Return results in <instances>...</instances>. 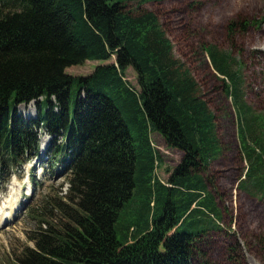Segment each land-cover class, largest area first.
<instances>
[{"label":"trees","instance_id":"1","mask_svg":"<svg viewBox=\"0 0 264 264\" xmlns=\"http://www.w3.org/2000/svg\"><path fill=\"white\" fill-rule=\"evenodd\" d=\"M135 1L127 11L125 0H0V179L8 183L32 160L56 162V174H69L71 203L55 202L66 221L34 232L18 264H193L201 235L218 229L206 185L219 155L213 115L156 15L142 9L151 0ZM203 51L241 112L245 182L264 190L263 134L242 100L239 70L228 53ZM86 61L112 62L88 76L66 74ZM128 68L137 92L124 81ZM105 87L125 95L122 111L140 116L135 137ZM151 133L182 155L168 184L155 179ZM136 187L138 219L117 228Z\"/></svg>","mask_w":264,"mask_h":264},{"label":"rangeland","instance_id":"2","mask_svg":"<svg viewBox=\"0 0 264 264\" xmlns=\"http://www.w3.org/2000/svg\"><path fill=\"white\" fill-rule=\"evenodd\" d=\"M136 3L125 0L126 10L133 11ZM142 9L158 18L171 42L174 58L189 70L214 118L219 155L210 165L206 185L221 219L217 222L218 229L201 235L193 264H264V190L245 182L248 163L240 141L241 112L238 113L227 97L223 78L212 68L203 51L207 46H214L230 55L234 69L239 70L241 77L242 100L257 124L253 129L262 133L264 140V0H151ZM227 28H233L232 32ZM111 62L86 61L65 72L74 78L84 77L97 66ZM124 81L134 91H139L137 75L132 68L125 71ZM104 91L122 111L120 102L125 95L115 94L106 87ZM75 99L73 86L70 114ZM122 115L135 137L141 126L140 116L131 110L122 111ZM149 137L160 160L155 179L168 184L182 155L167 148L158 134L151 133ZM44 148L42 142L40 153ZM55 163L48 166L32 160L13 169L8 183L3 184L0 179V207L8 199L12 182L21 187L9 220L7 217L0 220V264H18L20 254L34 248L31 241L34 232L50 227L58 229L66 221L54 209V204L59 199L64 204L69 203L65 200L69 174L65 171L56 174ZM143 200L136 187L132 198L119 213L117 228L136 222V211Z\"/></svg>","mask_w":264,"mask_h":264},{"label":"bare ground","instance_id":"3","mask_svg":"<svg viewBox=\"0 0 264 264\" xmlns=\"http://www.w3.org/2000/svg\"><path fill=\"white\" fill-rule=\"evenodd\" d=\"M68 187V184H67ZM20 184L17 182H12L11 183V190L8 195V199L6 200L5 204L0 207V220H4L5 217H7V221L10 218L11 215V210L15 205L16 200L18 199V196L20 195ZM0 221V223H1ZM6 222V221H5Z\"/></svg>","mask_w":264,"mask_h":264}]
</instances>
